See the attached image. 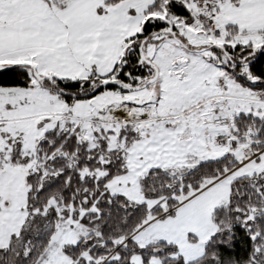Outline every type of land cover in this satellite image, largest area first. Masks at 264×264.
<instances>
[{"label":"snow or ice","instance_id":"6c2138e0","mask_svg":"<svg viewBox=\"0 0 264 264\" xmlns=\"http://www.w3.org/2000/svg\"><path fill=\"white\" fill-rule=\"evenodd\" d=\"M0 264H264V0H0Z\"/></svg>","mask_w":264,"mask_h":264}]
</instances>
